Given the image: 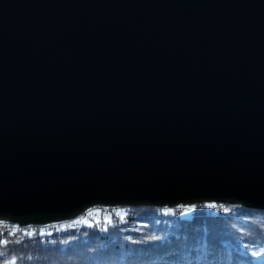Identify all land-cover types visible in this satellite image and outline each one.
I'll return each mask as SVG.
<instances>
[{"label": "water", "instance_id": "obj_1", "mask_svg": "<svg viewBox=\"0 0 264 264\" xmlns=\"http://www.w3.org/2000/svg\"><path fill=\"white\" fill-rule=\"evenodd\" d=\"M198 201L264 210V0H0V219Z\"/></svg>", "mask_w": 264, "mask_h": 264}, {"label": "trees", "instance_id": "obj_2", "mask_svg": "<svg viewBox=\"0 0 264 264\" xmlns=\"http://www.w3.org/2000/svg\"><path fill=\"white\" fill-rule=\"evenodd\" d=\"M15 225L0 222V264H264V210L236 203L98 206Z\"/></svg>", "mask_w": 264, "mask_h": 264}, {"label": "bare ground", "instance_id": "obj_3", "mask_svg": "<svg viewBox=\"0 0 264 264\" xmlns=\"http://www.w3.org/2000/svg\"><path fill=\"white\" fill-rule=\"evenodd\" d=\"M140 205H142V204H140ZM154 205H157V204H154ZM94 206H106V207H110V206H107V205H92V206H89L88 208H86L83 212H85L86 210H89L90 208H92V207H94ZM160 206H163V205H160ZM82 212V213H83ZM81 214V213H80ZM79 214V215H80ZM78 215V216H79ZM1 221H8V222H11V223H15V224H19L18 222H16V221H12V220H9V219H3V218H1L0 219V222ZM59 221H62V220H59ZM59 221H57V220H50V221H47V222H42V223H35V222H32L31 224H33V227L34 226H40V225H45V224H48V223H51V222H59ZM19 225H24V224H19Z\"/></svg>", "mask_w": 264, "mask_h": 264}, {"label": "rangeland", "instance_id": "obj_4", "mask_svg": "<svg viewBox=\"0 0 264 264\" xmlns=\"http://www.w3.org/2000/svg\"><path fill=\"white\" fill-rule=\"evenodd\" d=\"M211 202H216V201H211ZM163 206H165V207H169V206H167V205H163ZM94 207H98V206H94ZM100 207H106V206H100ZM93 209V207L92 208H90L89 210H86L85 212H83V213H81L80 215H85L87 212H89V211H91ZM79 215V216H80ZM62 221H64V220H62ZM86 221H90V219H86ZM60 222V221H59ZM55 223H57V222H51V223H48V224H45V225H43V226H52L53 224H55ZM41 226V225H40Z\"/></svg>", "mask_w": 264, "mask_h": 264}, {"label": "built area", "instance_id": "obj_5", "mask_svg": "<svg viewBox=\"0 0 264 264\" xmlns=\"http://www.w3.org/2000/svg\"><path fill=\"white\" fill-rule=\"evenodd\" d=\"M16 227H19L22 231H28L30 228L33 227V224L29 223V224H24V225H19L16 224Z\"/></svg>", "mask_w": 264, "mask_h": 264}]
</instances>
